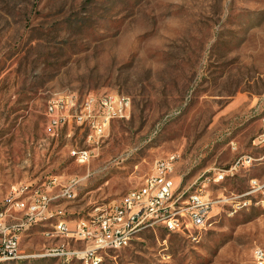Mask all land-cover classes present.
<instances>
[{
    "label": "rangeland",
    "instance_id": "1",
    "mask_svg": "<svg viewBox=\"0 0 264 264\" xmlns=\"http://www.w3.org/2000/svg\"><path fill=\"white\" fill-rule=\"evenodd\" d=\"M105 95L129 98L131 109L102 139L75 124L51 136V102ZM262 133L264 0H0V211L14 187L28 184L49 193L51 210H65L68 221L88 220L169 155L180 157L172 176L180 191L242 156L255 160L208 185L212 200L229 201L208 228H143L98 264H253L264 207L232 200L264 180V145L254 146ZM73 150H88L89 162L80 165ZM23 215L14 210L10 221ZM52 232L48 222L29 227L19 256L0 264H86L51 254L84 248Z\"/></svg>",
    "mask_w": 264,
    "mask_h": 264
},
{
    "label": "built area",
    "instance_id": "2",
    "mask_svg": "<svg viewBox=\"0 0 264 264\" xmlns=\"http://www.w3.org/2000/svg\"><path fill=\"white\" fill-rule=\"evenodd\" d=\"M59 109L58 117H50V110ZM131 109V101L119 95H105L100 98L88 97L80 100L75 96L62 97L51 102L47 108L49 124L55 134L73 123L80 127L95 130L99 139L114 120L126 119ZM264 145V133L254 140V146ZM72 157L85 165L91 158L88 150H74ZM180 157L172 154L156 162L153 175L144 184L129 191L119 201L111 204L92 219L68 221L65 210H51L53 197L35 191L31 185L13 188L6 198L4 209L0 211V260L19 256L20 237L25 228L37 223H52L53 238H66L70 242L83 245V249H70L62 245L50 253L59 257H71L93 264L102 261L108 251H119L130 247L136 238H129V231L142 226L158 227L160 230H173V234H190L200 231L202 215H215L209 211V204H228V200H212L210 194H204V185L199 179L191 187L180 191V183L165 182L166 174H175ZM255 160L252 157L238 158L230 169L210 171L201 177L207 182H224L242 169L251 168ZM64 197H71V191H64ZM239 209L249 208L257 202H264V180L252 179L250 189L236 197ZM23 213L22 219L10 221L12 211ZM113 223L124 224V231H112ZM70 245V244H69ZM253 264H264V246L258 247V255Z\"/></svg>",
    "mask_w": 264,
    "mask_h": 264
},
{
    "label": "bare ground",
    "instance_id": "3",
    "mask_svg": "<svg viewBox=\"0 0 264 264\" xmlns=\"http://www.w3.org/2000/svg\"><path fill=\"white\" fill-rule=\"evenodd\" d=\"M59 116V109H52L50 110V117H58ZM173 174H166L165 175V182H175L172 179ZM216 182V181H214ZM212 183V181L207 182V178H205L204 180L199 181V185H204V194H209L208 192V185H210ZM259 205H262L264 207V202H259ZM257 205V204H256ZM217 207V204H209V211H214L215 208ZM212 218L213 215H202V221L200 222V230L202 229H206L209 226H211L212 224ZM34 226V225H32ZM32 226H28L27 228H25V231L28 230L29 227ZM143 228H149V226H142L138 228V231H141ZM158 227H151V229H155ZM112 231H124V224L121 223H113L112 224ZM168 233H173V230H166ZM136 231H129V238H133L135 235ZM258 255V247L255 248L254 250V254H253V263H255V259ZM18 256H11V257H7L4 260H0V261H10V260H14L15 258H17ZM93 264H98V262H95Z\"/></svg>",
    "mask_w": 264,
    "mask_h": 264
},
{
    "label": "crops",
    "instance_id": "4",
    "mask_svg": "<svg viewBox=\"0 0 264 264\" xmlns=\"http://www.w3.org/2000/svg\"><path fill=\"white\" fill-rule=\"evenodd\" d=\"M70 125H73V123H70L69 125H67V126H70ZM48 130H49V132H50V134H51V136L52 137H55L57 134H55L54 133V131L51 129V127H50V124H49V118H48ZM58 136V135H57ZM74 151V150H73ZM209 172V171H208ZM201 177V176H200ZM199 177V178H200ZM198 178V179H199ZM197 179V180H198ZM175 180L177 181V183H180V182H182L181 181V179L180 178H178V176H175ZM197 180L194 182V183H192V185H194L196 182H197ZM23 184H21V185H18V186H16V187H14V188H18V187H20V186H22ZM25 185H28V184H25ZM46 195H49V193H45ZM52 194H54V193H52Z\"/></svg>",
    "mask_w": 264,
    "mask_h": 264
},
{
    "label": "clouds",
    "instance_id": "5",
    "mask_svg": "<svg viewBox=\"0 0 264 264\" xmlns=\"http://www.w3.org/2000/svg\"><path fill=\"white\" fill-rule=\"evenodd\" d=\"M176 2H179V0H176ZM172 26H173V27H179V26H180L179 21H178V20L173 21V22H172Z\"/></svg>",
    "mask_w": 264,
    "mask_h": 264
}]
</instances>
